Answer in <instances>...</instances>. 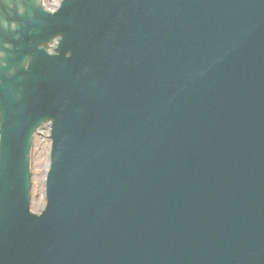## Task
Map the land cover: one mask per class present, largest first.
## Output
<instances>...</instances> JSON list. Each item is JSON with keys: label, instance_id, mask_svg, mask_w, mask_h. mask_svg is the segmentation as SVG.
I'll use <instances>...</instances> for the list:
<instances>
[{"label": "water", "instance_id": "obj_1", "mask_svg": "<svg viewBox=\"0 0 264 264\" xmlns=\"http://www.w3.org/2000/svg\"><path fill=\"white\" fill-rule=\"evenodd\" d=\"M56 7L0 0V264H264V0Z\"/></svg>", "mask_w": 264, "mask_h": 264}, {"label": "rangeland", "instance_id": "obj_2", "mask_svg": "<svg viewBox=\"0 0 264 264\" xmlns=\"http://www.w3.org/2000/svg\"><path fill=\"white\" fill-rule=\"evenodd\" d=\"M56 0H43L45 7L53 9ZM47 125H44L34 135L30 172H31V190H30V211L40 214L43 206L45 167L47 152Z\"/></svg>", "mask_w": 264, "mask_h": 264}]
</instances>
